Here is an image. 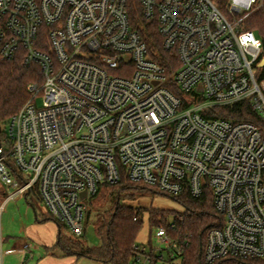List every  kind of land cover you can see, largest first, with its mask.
Listing matches in <instances>:
<instances>
[{"label":"built area","instance_id":"built-area-1","mask_svg":"<svg viewBox=\"0 0 264 264\" xmlns=\"http://www.w3.org/2000/svg\"><path fill=\"white\" fill-rule=\"evenodd\" d=\"M139 2L168 66L133 26L129 0H0V59L21 56L43 77L7 124L0 178L17 190L0 210L36 191L79 238L86 200L126 175L173 197L211 193L222 224L207 233L205 264L264 258V136L206 116L245 100L264 114L263 41L241 27L263 3L228 0L227 15L215 0ZM156 229L132 264L165 261L164 248L181 263L167 227Z\"/></svg>","mask_w":264,"mask_h":264},{"label":"trees","instance_id":"trees-1","mask_svg":"<svg viewBox=\"0 0 264 264\" xmlns=\"http://www.w3.org/2000/svg\"><path fill=\"white\" fill-rule=\"evenodd\" d=\"M215 1L227 15H230L227 6L228 0ZM129 10L133 26L148 44L154 58L168 66V60L172 58V55L161 48L162 38L159 35L157 22L144 16L139 0H129ZM243 25L245 29L253 30L261 37L263 41L262 57L264 58V5L250 13L243 21ZM171 72L172 70L168 69V73ZM257 77L261 81L264 80V66L258 67ZM42 81L39 65H25L21 56L10 60L0 59V125L6 124L5 131L2 130L0 134L2 146H6L7 124L10 118L29 98V85ZM206 116L222 117L234 123L242 121L253 123L264 136V114L254 109L248 100L216 107ZM7 151L3 149L4 154ZM102 187L108 188L110 195L115 198L109 217L101 222L104 227L101 232L102 244L98 247L80 244L79 248H74L71 240L63 237L62 223L51 216L59 226L57 244L69 253L92 258L102 264H132L136 254L135 247L138 245V236L143 227L140 216L142 210L122 204L120 198L123 192L128 197L134 198L137 195L154 194L160 191L150 185L135 183L126 175H123L117 184H103L100 189ZM175 198L185 204L186 211L176 215L173 220L174 226L171 227L170 223L166 221V211L154 207L147 208L150 225L154 228L160 225L167 227L169 236L178 243V249L181 250L180 264H205L203 259L207 233L212 227L222 224V216L217 212L209 191L200 198H194L188 194ZM158 261V257H155L153 264H157ZM169 261H173V259L169 258ZM214 264H264V258L229 257L218 260Z\"/></svg>","mask_w":264,"mask_h":264},{"label":"rangeland","instance_id":"rangeland-1","mask_svg":"<svg viewBox=\"0 0 264 264\" xmlns=\"http://www.w3.org/2000/svg\"><path fill=\"white\" fill-rule=\"evenodd\" d=\"M261 3H263L261 5L263 6L264 0H261ZM261 6L256 7L252 12L256 11ZM241 27L245 29L243 23ZM256 71H258V68H256ZM38 104H41V99L38 100ZM5 128L6 124H3L2 130L5 131ZM20 184H22L21 181ZM2 188L5 189L4 193L2 192ZM16 190L17 188L5 185L0 178V203H2L4 200H7V198ZM100 190L101 191L97 196L88 198L86 200L88 209L86 210L84 216L85 234L83 237L76 238L67 228V226L62 224L63 237L70 239L74 248H79L80 244L89 247H98L102 244L103 239L101 232L104 227L101 225V222H104L109 217L111 209L115 203V198L113 195H110L108 188L102 187ZM116 198L118 199L117 196ZM120 200L122 204L131 206L136 210L140 208V210H142L140 216L143 221V227L138 236L137 244L149 245L152 243L155 245L156 242L157 229L151 227L150 225L147 208L154 207L166 211V221L170 223L173 222L177 214H182L186 211V206L182 201L173 196L160 192H155L154 194L147 193L146 195H137L134 198L128 197L125 192H123ZM5 205L6 206L4 209L0 210V228L2 219L4 220L5 224L7 223L6 220H8L10 226L15 229L18 228L21 215L25 216L26 211L28 210L29 212L33 213V207L36 208L38 214L41 216L47 212L45 205L36 191L31 192L28 195L22 194L16 198L9 199ZM53 224L56 225L59 231L58 223L55 220L53 221ZM162 248L164 247L162 246ZM162 252L165 261L160 260L157 262V264H173V262L169 261L168 251L164 248Z\"/></svg>","mask_w":264,"mask_h":264},{"label":"crops","instance_id":"crops-1","mask_svg":"<svg viewBox=\"0 0 264 264\" xmlns=\"http://www.w3.org/2000/svg\"><path fill=\"white\" fill-rule=\"evenodd\" d=\"M2 192H5L4 188ZM33 208V213L28 210L25 216L21 215L16 229L8 220L5 224L2 219L0 264H102L98 260L69 253L59 246V231L51 215L47 211L41 216ZM26 243H30V249L25 251Z\"/></svg>","mask_w":264,"mask_h":264},{"label":"water","instance_id":"water-1","mask_svg":"<svg viewBox=\"0 0 264 264\" xmlns=\"http://www.w3.org/2000/svg\"><path fill=\"white\" fill-rule=\"evenodd\" d=\"M260 66H264V58L262 59V62L260 63ZM1 131H2V126L0 125V134H1ZM1 149H2V140H1V137H0V156H1ZM83 196H85V192H83L82 194Z\"/></svg>","mask_w":264,"mask_h":264}]
</instances>
